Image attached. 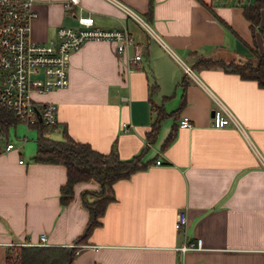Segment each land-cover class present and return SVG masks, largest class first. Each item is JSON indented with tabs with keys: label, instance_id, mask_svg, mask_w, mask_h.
I'll return each instance as SVG.
<instances>
[{
	"label": "crops",
	"instance_id": "0c3cea01",
	"mask_svg": "<svg viewBox=\"0 0 264 264\" xmlns=\"http://www.w3.org/2000/svg\"><path fill=\"white\" fill-rule=\"evenodd\" d=\"M118 1L144 16L163 43L112 0H80L81 10H67L66 0H34L35 40L55 37L59 26L76 27L83 14L100 28L126 26L142 47L140 61L126 72L113 40H87L71 54L68 86L34 94L58 108L57 126L45 135L59 138L66 129L100 152L115 143L122 158L144 150L146 166L112 184L113 199L100 224L77 243L71 264H264V87L197 62L264 54V7L253 30L243 14L252 0H152L150 11L149 0ZM183 77L185 87L179 84ZM219 102L239 126L213 125ZM159 108L178 111L149 141ZM183 116L191 126L179 127ZM31 127L18 132L15 126V140L9 125L0 126V264L13 246L36 243L41 235L45 245L73 246L89 215L80 193L99 188L79 181L71 201L61 204L66 167L34 160L38 128ZM172 129L174 138L163 145ZM9 142L13 147H6ZM180 210L188 220L177 230ZM197 238L201 248L183 254L177 249Z\"/></svg>",
	"mask_w": 264,
	"mask_h": 264
},
{
	"label": "built area",
	"instance_id": "2783aa9c",
	"mask_svg": "<svg viewBox=\"0 0 264 264\" xmlns=\"http://www.w3.org/2000/svg\"><path fill=\"white\" fill-rule=\"evenodd\" d=\"M112 1L163 43L145 18L121 1ZM34 4V0H0V106L29 126L42 124L54 129L57 126V105L53 101L40 100L34 94H45L68 86L70 57L76 49L91 39L113 40L118 57L126 63L127 72L132 70V64L136 66L140 61L142 47L126 26L100 28L94 25L91 15L83 14L76 16V27L59 26L55 37L44 41L35 40L31 36V23L37 15ZM65 6L67 10L73 7L82 9L80 0H66ZM130 48L132 56L128 55ZM180 63L186 74L196 77L190 65ZM231 121L239 126L234 115L219 102L218 108L213 109V125L222 127ZM189 126V117L183 116L179 120V127ZM122 130L127 131L128 125L123 124ZM6 147H13V143H7ZM155 163L160 164L161 160L156 159ZM187 220L186 211L180 210L175 218V229H184ZM45 239L41 235L36 243L27 242L24 245H45ZM73 246L78 247L76 243ZM201 247V239L197 238L184 241L177 249L183 254ZM77 252L78 249L75 250Z\"/></svg>",
	"mask_w": 264,
	"mask_h": 264
},
{
	"label": "trees",
	"instance_id": "16d2710c",
	"mask_svg": "<svg viewBox=\"0 0 264 264\" xmlns=\"http://www.w3.org/2000/svg\"><path fill=\"white\" fill-rule=\"evenodd\" d=\"M264 7V0H252L243 5V14L249 21L251 29L259 28L260 10ZM152 8V0H149V11ZM254 60L223 61L210 57H199L198 63L205 67L220 66L225 70L239 74L242 78H250L264 87V54L255 53ZM186 76V74H185ZM179 84L186 86V79L183 77ZM177 109L164 112L163 109H156L155 117L151 128L147 131L146 138L154 141L159 133L162 121L175 115ZM18 120L0 106L1 128L10 125ZM32 126V125H31ZM38 128L37 151L34 160L40 162H53L65 165L67 179L60 187V202L67 204L74 196V185L79 181H94L99 185L98 189H87L80 193L81 204L88 211L86 226L75 240V243L82 242L91 230L100 224V217L109 201L113 199L112 184L120 178L127 177L137 170L143 169L146 162L142 160L144 150L129 157L119 156L115 143L108 152H100L89 145L73 139L63 129L61 137L52 138L45 135L48 127L42 124H35ZM174 129L166 136L163 145L168 144L174 138ZM75 246L61 245H18L13 246L11 252L1 264H71L75 256Z\"/></svg>",
	"mask_w": 264,
	"mask_h": 264
},
{
	"label": "rangeland",
	"instance_id": "374dc122",
	"mask_svg": "<svg viewBox=\"0 0 264 264\" xmlns=\"http://www.w3.org/2000/svg\"><path fill=\"white\" fill-rule=\"evenodd\" d=\"M142 17L144 18V16H142ZM15 126L17 127V129H18L17 131H18V132H21L22 130L25 131V128L27 129V127L32 128L31 126L27 125V123H25L24 121H21V120H19L15 125H13V124H12V125H9V127H10V129H11V130H10V133H11V135H12V138H14L15 140H16V138H15V136H14V134H13V133H14L13 131H14V127H15ZM48 132H49V134L51 133L52 136H54V137H56V135H57V134H56L55 132H53L52 130H49Z\"/></svg>",
	"mask_w": 264,
	"mask_h": 264
}]
</instances>
